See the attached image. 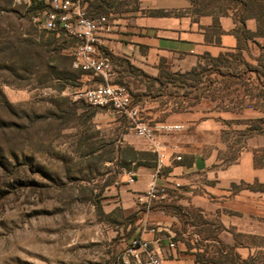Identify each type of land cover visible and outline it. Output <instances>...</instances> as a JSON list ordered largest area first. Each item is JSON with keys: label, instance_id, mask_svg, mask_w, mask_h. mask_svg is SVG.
Returning <instances> with one entry per match:
<instances>
[{"label": "rangeland", "instance_id": "rangeland-1", "mask_svg": "<svg viewBox=\"0 0 264 264\" xmlns=\"http://www.w3.org/2000/svg\"><path fill=\"white\" fill-rule=\"evenodd\" d=\"M116 3L120 15L136 7L133 0ZM202 6L245 14L241 0H205ZM253 7L263 15L264 0ZM34 12L0 0V264H124L122 242L136 219L106 211L117 203L110 193L129 167L132 151L124 139L128 132L135 136L132 122L73 99L77 86L103 80L75 68L76 42L39 29ZM110 59L111 82L129 89L146 122L150 111L163 115L202 105L220 113V166L243 149L258 150L264 162V52L252 58L237 53L223 62L201 59L196 77L174 75L162 84L151 78L159 73ZM64 76L69 80L59 78ZM232 188L263 191L264 184ZM180 189L170 194L179 219L172 242L191 264H264V205L202 209L185 202ZM248 195L264 201V195Z\"/></svg>", "mask_w": 264, "mask_h": 264}, {"label": "crops", "instance_id": "crops-1", "mask_svg": "<svg viewBox=\"0 0 264 264\" xmlns=\"http://www.w3.org/2000/svg\"><path fill=\"white\" fill-rule=\"evenodd\" d=\"M133 1L136 7L132 11L106 15L109 29L103 36V51L114 58L127 59L153 76L159 73L161 65L175 72H186L197 66L204 56L217 58L240 53L252 58L264 52V37L256 35L258 21L255 18L241 21L234 9L206 10L202 6L205 0L198 3L191 0ZM201 106L185 111L169 110L163 115L154 111L148 114L151 125L182 126L172 133L158 132V140L168 146V159L160 173L155 168L157 157L149 143L139 138L133 127L130 131L135 136L128 135L130 132L125 136L129 148L145 152L151 158L127 159L129 167L122 168L119 182L110 193L116 196L117 203L106 213L118 209L125 218L136 219L135 222L132 219L133 224L127 229L130 237L122 242L124 264H137L128 251L134 239L148 241L150 250L164 264H191L181 248L170 246L174 227L179 222L172 210L176 197L170 195L177 183L182 185L180 192L186 196L185 202L197 208L239 204L244 209L247 204H253L260 209L264 205L263 199L252 202L248 195L254 193L261 197L264 191L243 189L235 193L232 188L237 183L264 184V169L255 166L254 151L243 149L235 161L220 166L218 152L223 128L220 113ZM178 156L182 158L180 161L176 160ZM123 169L136 173L135 182H129ZM201 177H206L207 181L201 182ZM153 182L166 189L164 199L149 201L146 198ZM135 252L140 253V250ZM141 257L144 261L145 256Z\"/></svg>", "mask_w": 264, "mask_h": 264}, {"label": "built area", "instance_id": "built-area-1", "mask_svg": "<svg viewBox=\"0 0 264 264\" xmlns=\"http://www.w3.org/2000/svg\"><path fill=\"white\" fill-rule=\"evenodd\" d=\"M43 7L32 15V21L39 29L63 34L76 41L73 53V66L102 78V82L94 87L74 89L72 97L75 101H86L92 106L112 109L125 115L132 122V127L139 138L146 140L151 151L156 154V170L160 173L168 159V146L158 140V132L172 133L182 129L181 125L147 123L141 110L133 102L129 89L123 85L111 82L114 73L113 64L109 56L103 52V36L109 29V19L106 15L92 16L87 11L86 0H38ZM15 4H25L32 7V0H14ZM180 156L176 160L180 161ZM129 176V182H135L136 173L123 169ZM182 185L175 184L176 189ZM166 189L155 182L150 185L146 198L164 199ZM170 246L175 247L174 243ZM139 249L140 253L135 250ZM137 264H164L151 250L148 241L134 239L128 249ZM141 255H144V261Z\"/></svg>", "mask_w": 264, "mask_h": 264}, {"label": "trees", "instance_id": "trees-1", "mask_svg": "<svg viewBox=\"0 0 264 264\" xmlns=\"http://www.w3.org/2000/svg\"><path fill=\"white\" fill-rule=\"evenodd\" d=\"M32 1H33V5L31 7L32 10L36 11L37 9L43 7V5L38 0H32ZM191 1L193 3H198L200 0H191ZM255 1H257V0H241L242 12L245 13V14H243V16H239L238 14H236V17L239 18L241 21H244L247 18H255L258 21V25H259L256 35L264 37V13H263V15H259V14L253 13V8H254L253 6L255 4ZM86 3H87V11L92 16L109 15L112 12H117V8L119 6V4L116 3L115 0H86ZM51 34H53L54 37L56 36L57 38H61L62 40H65V41L72 40V39L66 37L63 34H61L59 36L57 34H55V33H51ZM72 41H75V40H72ZM104 54L106 56H109L110 58L116 59V60H118L120 62L121 61L124 62V64H126L128 67H130L133 70L142 71L141 69H139L136 66H134L127 59L114 58V57L110 56L106 52H104ZM234 55L235 54L220 55L217 58H212L210 56H204V57H202V59H209V60L214 61V62H223V61L228 60L230 57H233ZM199 65H200V63L197 66L193 67L191 70L186 71V72H173V71H171V69L169 67H167L165 65H161L160 69H159V75L157 77H151V78L155 82H158L159 84H162V80L163 79H167V80L168 79H173L174 75H178V76H181V77H190V76H195L196 77L198 69H199L198 68ZM59 78H63L65 80H67V81L69 80V78L67 76L59 77ZM77 88H80V87L77 86ZM77 88H75V89H77ZM175 111H178V110H175ZM183 111H185V110H183ZM263 123H264V121H263ZM259 130H260L261 134H264L262 128H259ZM131 151H132V156L126 157V159H137V158L143 159V158H140V156L141 155H147V153H145V152H134L132 149H131ZM254 153H255V166L257 168L264 169V162L261 161L260 159H258L259 151L256 150ZM255 183H258V182H255ZM248 186L250 187V185H248ZM263 191H264V189H263Z\"/></svg>", "mask_w": 264, "mask_h": 264}]
</instances>
